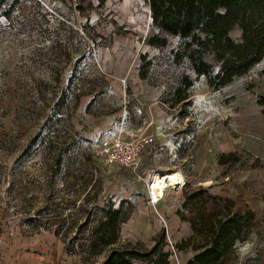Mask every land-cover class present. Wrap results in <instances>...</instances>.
<instances>
[{
    "label": "rangeland",
    "instance_id": "obj_1",
    "mask_svg": "<svg viewBox=\"0 0 264 264\" xmlns=\"http://www.w3.org/2000/svg\"><path fill=\"white\" fill-rule=\"evenodd\" d=\"M91 2L83 16L70 0H0V264H82L52 231L71 224L68 184L93 166L103 200L132 204L120 242L147 250L164 234L169 264L190 260L193 251L177 249L191 235L175 217L185 186L153 204L148 185L154 174L180 173L189 188L255 212L233 264H261L264 58L216 86L213 75L195 74L179 37L146 44L158 32L145 0ZM240 34L230 31L235 41ZM115 136L149 140L137 171L103 163L101 140ZM55 204L57 217L45 210Z\"/></svg>",
    "mask_w": 264,
    "mask_h": 264
},
{
    "label": "trees",
    "instance_id": "obj_2",
    "mask_svg": "<svg viewBox=\"0 0 264 264\" xmlns=\"http://www.w3.org/2000/svg\"><path fill=\"white\" fill-rule=\"evenodd\" d=\"M70 1L75 3L79 15L85 16L94 8L91 0ZM145 3L149 6L152 27L158 32L146 44L165 47L166 36L179 37L183 41V56L188 58L195 74L213 75L212 83L216 86L232 83L264 58V0H145ZM234 26L241 32L238 41L230 37ZM139 78L144 79L145 74ZM258 104L264 113V97ZM53 158V166L61 160L59 156ZM220 158L219 163L223 164L225 157ZM96 173L93 166L81 180L74 177L68 184L72 192L69 203L74 209L71 224L65 227L62 220L58 221L52 231L64 241L66 253L77 255L82 264L137 261L169 264L164 234L147 250L137 243L120 242V225L130 218L132 204L103 200ZM182 199L175 214L188 224L191 235L180 241L177 249L193 251L186 264H233L237 241L250 233L255 212L246 204L240 206L237 200L213 194L209 188H189L187 184ZM53 207L49 205L45 210L60 216L59 204ZM263 257L259 255L261 264Z\"/></svg>",
    "mask_w": 264,
    "mask_h": 264
},
{
    "label": "built area",
    "instance_id": "obj_3",
    "mask_svg": "<svg viewBox=\"0 0 264 264\" xmlns=\"http://www.w3.org/2000/svg\"><path fill=\"white\" fill-rule=\"evenodd\" d=\"M148 143L149 140L145 138L137 141L123 136H115L112 139L104 138L99 145V155L107 167H117L135 172L142 165V153ZM184 186L185 182L183 181L179 189ZM151 201L153 204L158 203L152 199ZM162 220L164 221V219Z\"/></svg>",
    "mask_w": 264,
    "mask_h": 264
},
{
    "label": "bare ground",
    "instance_id": "obj_4",
    "mask_svg": "<svg viewBox=\"0 0 264 264\" xmlns=\"http://www.w3.org/2000/svg\"><path fill=\"white\" fill-rule=\"evenodd\" d=\"M182 182L183 178L180 173L165 174L163 176L154 174L148 184L151 199L160 202L159 198L167 188L172 187L175 190L182 185Z\"/></svg>",
    "mask_w": 264,
    "mask_h": 264
},
{
    "label": "water",
    "instance_id": "obj_5",
    "mask_svg": "<svg viewBox=\"0 0 264 264\" xmlns=\"http://www.w3.org/2000/svg\"><path fill=\"white\" fill-rule=\"evenodd\" d=\"M152 20V19H151ZM239 246V244L237 245V247ZM249 248V244L245 245L243 248L240 249L241 252L246 251Z\"/></svg>",
    "mask_w": 264,
    "mask_h": 264
},
{
    "label": "crops",
    "instance_id": "obj_6",
    "mask_svg": "<svg viewBox=\"0 0 264 264\" xmlns=\"http://www.w3.org/2000/svg\"><path fill=\"white\" fill-rule=\"evenodd\" d=\"M175 217H177V215H176ZM177 219H179V217H177ZM179 221H180V219H179ZM180 222H181V221H180Z\"/></svg>",
    "mask_w": 264,
    "mask_h": 264
}]
</instances>
